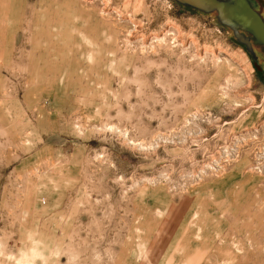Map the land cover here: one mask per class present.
I'll return each mask as SVG.
<instances>
[{
    "label": "rangeland",
    "instance_id": "1",
    "mask_svg": "<svg viewBox=\"0 0 264 264\" xmlns=\"http://www.w3.org/2000/svg\"><path fill=\"white\" fill-rule=\"evenodd\" d=\"M259 46L176 0H0V264H264Z\"/></svg>",
    "mask_w": 264,
    "mask_h": 264
},
{
    "label": "water",
    "instance_id": "2",
    "mask_svg": "<svg viewBox=\"0 0 264 264\" xmlns=\"http://www.w3.org/2000/svg\"><path fill=\"white\" fill-rule=\"evenodd\" d=\"M182 4L213 11L218 21L229 26L235 38L253 54L252 40L264 49V19L248 0H176ZM242 29L243 31L239 30ZM253 57H256L253 54Z\"/></svg>",
    "mask_w": 264,
    "mask_h": 264
},
{
    "label": "bare ground",
    "instance_id": "3",
    "mask_svg": "<svg viewBox=\"0 0 264 264\" xmlns=\"http://www.w3.org/2000/svg\"><path fill=\"white\" fill-rule=\"evenodd\" d=\"M261 2H262V0H261ZM239 30H241V31H243L242 29H239ZM253 42H252V45L253 46H257V44H256V42L254 41V40H252ZM259 47H261V46H259ZM262 48V47H261ZM258 58V57H257ZM261 60H263V62H264V57H261Z\"/></svg>",
    "mask_w": 264,
    "mask_h": 264
},
{
    "label": "flooded vegetation",
    "instance_id": "4",
    "mask_svg": "<svg viewBox=\"0 0 264 264\" xmlns=\"http://www.w3.org/2000/svg\"><path fill=\"white\" fill-rule=\"evenodd\" d=\"M256 46H254V48H255ZM263 49V48H262Z\"/></svg>",
    "mask_w": 264,
    "mask_h": 264
}]
</instances>
